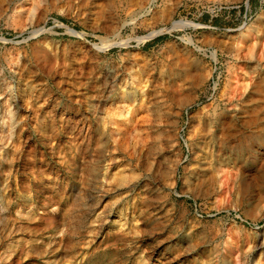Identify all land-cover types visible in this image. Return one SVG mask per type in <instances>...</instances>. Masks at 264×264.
I'll use <instances>...</instances> for the list:
<instances>
[{"label":"rangeland","instance_id":"1","mask_svg":"<svg viewBox=\"0 0 264 264\" xmlns=\"http://www.w3.org/2000/svg\"><path fill=\"white\" fill-rule=\"evenodd\" d=\"M0 264H264V0H0Z\"/></svg>","mask_w":264,"mask_h":264},{"label":"bare ground","instance_id":"2","mask_svg":"<svg viewBox=\"0 0 264 264\" xmlns=\"http://www.w3.org/2000/svg\"><path fill=\"white\" fill-rule=\"evenodd\" d=\"M32 1H34V0H32ZM28 4H29V3H28ZM31 4H32V2H31ZM24 6H25V5H24ZM24 6L22 7V9H26V8H28V7H29V5H28V7H24Z\"/></svg>","mask_w":264,"mask_h":264}]
</instances>
